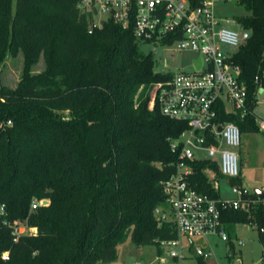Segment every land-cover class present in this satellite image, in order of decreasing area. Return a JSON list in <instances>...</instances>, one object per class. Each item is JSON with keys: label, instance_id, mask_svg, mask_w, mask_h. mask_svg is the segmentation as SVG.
<instances>
[{"label": "trees", "instance_id": "obj_1", "mask_svg": "<svg viewBox=\"0 0 264 264\" xmlns=\"http://www.w3.org/2000/svg\"><path fill=\"white\" fill-rule=\"evenodd\" d=\"M188 1L197 8L205 0ZM78 3L0 0V69L23 56L16 88L0 90V264H111L128 240L144 248L177 238L155 212L168 209L164 183L179 159L172 143L188 126L163 116L159 104L151 110L146 92L136 100L142 85L166 83L173 74L155 73L153 55L140 50L132 30L107 20L91 32ZM240 4L253 16L239 20L250 38L232 63L241 69L253 116L222 119L245 133L259 130L254 97L264 88V0ZM41 60L44 69L36 72ZM193 167L191 185L220 199L218 165ZM231 183L243 188L240 178ZM35 199L49 205L33 211ZM239 202L238 209L219 205L229 242L238 225H251L264 261V200L252 193ZM17 220L37 233L15 242L4 222Z\"/></svg>", "mask_w": 264, "mask_h": 264}, {"label": "built area", "instance_id": "obj_2", "mask_svg": "<svg viewBox=\"0 0 264 264\" xmlns=\"http://www.w3.org/2000/svg\"><path fill=\"white\" fill-rule=\"evenodd\" d=\"M212 7L213 2L207 0L197 8L188 0H79L78 3V9L90 18L91 32L112 20L123 29L132 30L140 45L161 46L174 52H196L202 59L200 70L194 63L192 72H171L172 79L159 86L152 102V106L159 104L163 116L188 126L172 143V150L178 152L179 159L175 173L164 183L168 209L160 207L155 212L161 223H171L177 230V238L159 242L156 247L157 260L161 263L166 262L164 256L167 255L175 264H202L201 260L207 264L214 252L210 248L197 247L196 240H206V246H210L209 236L229 242L219 209L222 201L200 193L191 185L190 177L196 161H212L218 165L223 177L240 178L236 149L241 146L242 131L237 124L224 122L222 118L225 114H240L242 118L253 116L248 89L240 81L241 69L232 63L239 47L250 38V32L241 31L236 20H227L229 26H221ZM236 25L238 30L233 31L231 27ZM222 46L235 51L228 55ZM258 93L259 90L255 101H258ZM226 100L232 102L233 112H229ZM4 125L0 124V128ZM258 127L264 133L263 120ZM186 137L188 139L184 141ZM201 149L208 152L205 160L196 157V150ZM234 194L241 199L252 193L234 185ZM239 200L223 205L238 209ZM48 205L47 200L35 199L31 208L34 211ZM0 215H6L4 205ZM4 226L11 227L15 242L26 236L27 229L37 231L21 220L5 221ZM239 245H243L241 240ZM1 258L9 261L10 252L3 253ZM230 264L243 263L234 260Z\"/></svg>", "mask_w": 264, "mask_h": 264}, {"label": "rangeland", "instance_id": "obj_3", "mask_svg": "<svg viewBox=\"0 0 264 264\" xmlns=\"http://www.w3.org/2000/svg\"><path fill=\"white\" fill-rule=\"evenodd\" d=\"M213 2L214 15L221 21V26H229L227 20L248 19L253 16V13L246 7L240 4V0H207ZM240 30L244 27L240 25ZM157 49V51H155ZM140 50L146 55H153L155 61V73H179L192 72L193 65L200 55L196 52H174L167 48L155 45L142 44ZM222 50L226 54H230L235 50H231L227 46H222ZM23 69V56L17 58H8L6 63L0 69V90L1 86L5 85L9 88H16L20 81ZM44 69V62L41 60L36 68V72H41ZM163 81L155 82L149 87L142 85L139 89L136 100L141 93L146 92L150 96L152 106L158 88ZM2 84V85H1ZM257 106L255 108V115L257 117V124L264 121V88H261L258 93ZM226 106L229 112L234 111L232 102L226 100ZM188 137L184 138L187 141ZM239 156L240 179L244 189L253 193L254 190H264V133L262 130L254 132L242 133V141L240 148L236 149ZM196 157L201 160L208 158V152L205 149L196 150ZM220 200L225 204H232L240 199L234 194V185L231 179L221 177L218 183ZM37 230V229H36ZM35 230H26V235L36 234ZM243 245H239V241ZM203 239L196 240V246L202 248H210L214 252V257L208 260L207 264H230V261H240L243 264H263V245L260 242L259 234L249 224L238 225L235 232L232 234V244L230 242H222L217 236H209L207 242L210 246L205 245ZM233 247V248H232ZM117 261L111 264H175L169 256L165 255L166 262L161 263L157 260L156 246H147L138 248L131 240L122 245L118 251ZM183 264H196V262H184Z\"/></svg>", "mask_w": 264, "mask_h": 264}, {"label": "water", "instance_id": "obj_4", "mask_svg": "<svg viewBox=\"0 0 264 264\" xmlns=\"http://www.w3.org/2000/svg\"><path fill=\"white\" fill-rule=\"evenodd\" d=\"M103 24H104V22H103ZM231 29H232L233 31H237V30H238V25H236V26H232ZM194 63H195V65H196L197 69L200 70L201 67H202V59L199 58V59L196 60ZM254 193L257 194L262 200H264V191H263V190L256 189V190H254Z\"/></svg>", "mask_w": 264, "mask_h": 264}]
</instances>
